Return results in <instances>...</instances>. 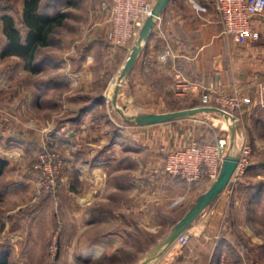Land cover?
I'll return each mask as SVG.
<instances>
[{"label": "crops", "instance_id": "1", "mask_svg": "<svg viewBox=\"0 0 264 264\" xmlns=\"http://www.w3.org/2000/svg\"><path fill=\"white\" fill-rule=\"evenodd\" d=\"M162 1L148 0L153 9ZM213 1L167 0L160 9L155 26L119 94L118 101L126 115L168 112L161 111L166 102L164 93L173 94L179 100L194 95L201 98L205 89L215 83L224 93L251 99L243 105L239 116L244 136L248 137L246 126L256 112H260L259 119L264 122V13L253 20L259 38L238 41L223 32ZM101 2L83 0L86 28L77 44L67 47L69 56L63 57L62 65L58 66L61 76L43 84V93H51L45 98L54 95L55 87L71 88L54 101L62 109L59 118L70 120L60 123L55 133L47 132L51 125L36 124L34 116L30 115L37 104L32 91L22 97L14 93L1 94L5 84L15 87V79L10 82L2 78L0 66V199L25 198L36 184L30 162V157H35L34 151L51 139L67 141L75 149L71 151L75 157L68 160L60 182L62 190L69 195L70 209L74 210L76 231L80 234L90 228L109 229L105 237L82 250V260L99 257L120 245L124 240L121 232L131 229L130 215H137L146 224V219L153 215L148 209L153 203L174 210L183 200L200 198L207 192L215 182L208 177L190 186L179 177L167 181L164 156L173 149L187 147L194 140L214 143L222 137L214 141L180 137L178 131L164 126L175 120L153 125L135 124V128L127 131L130 138L125 134L128 129L125 126L121 134H116L115 130L110 133V121L111 125L117 124L115 117L119 112L102 97L115 85L116 64L126 62L133 42L115 45L107 40L110 24ZM164 53L166 62L159 58ZM161 80H167L163 84L164 92L158 91ZM104 109L109 122L89 128L94 115ZM73 112L75 116L71 115ZM88 129L94 135H89ZM121 135H126L125 142L117 140ZM72 160L74 170L70 168ZM251 166L252 172L247 173V180L238 187L262 188L258 197L236 189V210L240 212L234 217L239 229L247 233H250L245 229L250 228L249 218L255 220L260 213L257 207L249 209L247 204L259 200L264 193V160H256ZM121 175L123 178L118 179ZM233 188L226 187L213 197L187 225L190 248L180 247L176 240L166 245L170 234L165 235L155 246L158 254L149 264H225L233 248L238 250L237 235L233 236L227 223L231 218L229 206ZM257 239L252 236L253 241Z\"/></svg>", "mask_w": 264, "mask_h": 264}, {"label": "rangeland", "instance_id": "2", "mask_svg": "<svg viewBox=\"0 0 264 264\" xmlns=\"http://www.w3.org/2000/svg\"><path fill=\"white\" fill-rule=\"evenodd\" d=\"M51 1L52 0H45L44 3H50ZM74 2L75 4L73 6L66 7L65 5H61L59 7L61 11L68 14V17L65 19L64 24L55 30L51 36L50 44L47 47L41 48L38 52L37 62L39 66H41V70L37 74L30 73L26 70L24 62L20 58H4L1 56V50L4 49L7 39L3 33V24L0 20V66H2L1 73H3L1 77L8 78L10 82L15 79V87L12 88L11 85L7 87V84H5L1 94L11 95L14 93V95L22 97L28 95V92L32 91L37 97V104L34 106L35 110L30 111V115L34 116L33 119L36 124H43L44 122L46 125H51V127H48L47 132L52 134L61 126L60 123L62 124L65 121H70L69 119L59 118L62 109L58 104L56 105L54 101L71 90V88L66 86L55 87L56 91L54 95L45 98V95L48 96L51 93H43L42 87L50 78L56 79L61 76L58 66L62 65L63 57L69 56L66 52L67 47L75 46L86 28L84 26L87 23V17L85 15L86 7L84 6L83 0H74ZM22 8L23 0H0V19L2 14L13 15L18 26L25 34L26 30L21 25ZM108 32L107 40L110 42L108 39ZM134 43L135 42H133V45ZM70 56L72 55L70 54ZM75 56L76 54L74 52L73 57ZM101 57L102 56H100V58ZM116 65L118 66L119 72L117 70L115 82L122 70L121 66L124 65V62L117 63ZM164 83L166 84L167 80H161V83L159 81V84H161V87H158L159 92L166 91L165 88L163 89ZM115 85L112 84L110 91L106 93L108 97H106V95L102 97L110 107H112V95ZM164 96L166 102L164 105L165 107L161 111H174L205 105L202 101V94L201 98L200 96L194 95L181 98V100L173 96V94L164 93ZM131 112L133 113V111H128V113ZM71 115L75 116L76 112H73ZM260 115V112H256L250 125L246 126L248 137L245 134L244 139L246 140L244 142L248 143L251 150L247 156L249 165L238 170L236 169L235 175L233 174L231 182L227 186L234 187L229 206L231 218L227 220V223L231 226L233 236L237 235L238 241L235 245H237L236 247H238V250L236 252L235 247L233 248L232 252L226 258L225 264H264V193L259 200L257 199L247 204L248 207H250L249 209L257 207L260 212L255 220L252 218L248 220L250 228L245 227V229L250 233L239 229L234 219L238 212V210H236L237 204L235 203L238 201L236 198V189L239 188L238 184H241L240 181H237L240 177V173L244 171V177H242V179L247 180V173L249 174V172H252L251 165L253 162L256 160H264V122L259 119ZM115 118L117 124L111 125V121L109 124L111 134L113 132L112 130H115L116 134H121L120 130H123L124 126L128 128L126 132L130 128H135L134 126H136L133 122L125 121L120 113H116ZM109 120L107 111L104 109L100 113L94 115V119L91 121V124H88V127L106 125L105 123H108ZM164 126H170L171 130L174 129L178 131L180 137L195 136L206 139L207 141H214L216 138L225 135L228 138L227 151L229 149V127L227 118L222 114L214 112L197 113L176 119L174 122L166 123ZM88 130L89 135H94L92 130ZM125 134H127L128 137L130 136L128 132ZM126 139V135L117 136V140L119 141L125 142ZM243 145L244 143L241 145V142H239V147L241 149ZM241 149L240 153L242 151ZM46 150L51 152L55 151L60 154L63 162V167L57 178L56 185L53 189L48 191L38 187L36 174L40 156ZM73 150L75 149L71 148L67 141L60 142L54 139L40 145V147L34 151L35 157H30L37 187L35 184V188L25 197L26 199H0V255L7 254L11 264H89L91 261L96 260H99L97 264H136L151 254H158V248H155V246L161 239H164L165 235L173 231L180 220L187 215L199 200V197L187 202L183 200L182 205L174 210L170 207L166 208L163 207V205H155L153 203L151 207L148 208L149 212H152L153 215L149 217L150 220L146 219V224L139 220L138 216L135 214L129 216L131 229L121 232L124 240L120 245L111 248L99 257L82 260V250L89 249L90 246L88 245L90 243L105 237L109 229L93 230L90 228L80 234L79 231H76L74 210L70 209L69 195L65 190H62L60 182L68 160H70L71 156L75 157L74 153H72ZM165 159L166 157L164 156V161ZM73 163L74 160L70 161V164H72L70 168L72 169L74 168ZM165 176L168 178H166L167 181L171 180V177L177 178L167 173L166 170ZM72 178V186L74 187V172ZM117 178L122 179L123 175ZM185 185L190 186L191 184L186 182ZM241 191H243V189ZM233 203L235 207H233ZM245 205L244 207L247 208ZM252 236L258 239L253 241ZM105 255L109 257L104 258Z\"/></svg>", "mask_w": 264, "mask_h": 264}, {"label": "built area", "instance_id": "3", "mask_svg": "<svg viewBox=\"0 0 264 264\" xmlns=\"http://www.w3.org/2000/svg\"><path fill=\"white\" fill-rule=\"evenodd\" d=\"M215 10L219 13L223 32L231 35L238 41L258 39L259 32L253 28L255 16L264 13V0H214ZM101 8L108 13L110 29L108 39L112 44L123 45L129 41L135 42L145 20L151 15L153 8L148 0H102ZM167 55L161 54L160 59L167 61ZM221 84V80L218 81ZM212 83L202 93L205 105L217 106L225 110L229 116L240 119L243 105L249 103V97L228 94L218 90ZM226 136L220 137L217 142L202 143L194 140L190 145L181 149H173L166 153L165 170L167 173L182 178L189 184L201 181L208 177L215 181L225 162L227 155ZM240 159L236 169L249 165L247 156L250 146L244 142ZM63 167L60 154L55 151H45L36 168L38 187L48 191L54 188L57 178ZM235 169V171H236ZM242 171L237 181L244 183ZM235 175V172H234ZM176 243L183 248H190V233L184 229L176 238Z\"/></svg>", "mask_w": 264, "mask_h": 264}, {"label": "water", "instance_id": "4", "mask_svg": "<svg viewBox=\"0 0 264 264\" xmlns=\"http://www.w3.org/2000/svg\"><path fill=\"white\" fill-rule=\"evenodd\" d=\"M167 0H163L161 4H159L156 8L153 9L151 15L147 17L145 23L143 24L139 36L135 41L130 55L124 63L122 70L117 78L116 85L112 95V104L114 108L123 116V119L127 122H133L137 125H153L170 122L179 118L187 117L197 113H218L222 114L227 118V124L229 127L230 134V145L227 151V155L225 158V162L223 164L222 170L215 180L210 189L205 192L197 201V203L191 208V210L184 216L180 222L175 226L173 231L170 233L166 240V245L172 244L178 235L186 229L187 225L190 221L196 216V214L216 195H218L221 191H223L231 182L233 174L235 172L239 157H240V147L239 142L244 143V134L242 132V125L240 119H235L232 116H229L228 113L220 107L211 106V105H201L196 107L184 108L174 111L161 112V113H141L136 115H126L124 113V106H120L119 104V94L122 90V86L126 77L131 72L138 56L141 54L143 50V45L149 38V35L152 29L155 26L156 20L159 16L160 9L164 6ZM239 135H242L241 140L238 139ZM155 255L151 254L147 256L145 259L141 260L136 264H149Z\"/></svg>", "mask_w": 264, "mask_h": 264}, {"label": "trees", "instance_id": "5", "mask_svg": "<svg viewBox=\"0 0 264 264\" xmlns=\"http://www.w3.org/2000/svg\"><path fill=\"white\" fill-rule=\"evenodd\" d=\"M44 1L23 0L21 25L26 30L25 34L13 15L2 14L0 19L3 24V33L7 39L1 56L20 58L24 62L25 69L33 74H37L41 70V66L37 62L38 52L50 44L51 36L68 17V14L61 11L59 7L61 5L70 7L75 4L74 0H52L46 4ZM239 188L249 196L258 197L262 187L251 188L239 185ZM108 257V255L104 256V258ZM97 262L99 260L91 261L89 264H97ZM0 264H11L7 254L0 255Z\"/></svg>", "mask_w": 264, "mask_h": 264}, {"label": "bare ground", "instance_id": "6", "mask_svg": "<svg viewBox=\"0 0 264 264\" xmlns=\"http://www.w3.org/2000/svg\"><path fill=\"white\" fill-rule=\"evenodd\" d=\"M127 113H128V111H127ZM241 138H242V135H239L238 139H240V140H241Z\"/></svg>", "mask_w": 264, "mask_h": 264}]
</instances>
